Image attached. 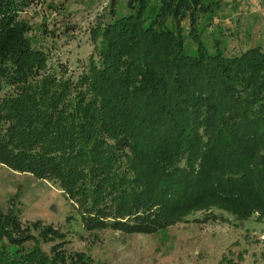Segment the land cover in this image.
<instances>
[{
  "label": "trees",
  "instance_id": "1",
  "mask_svg": "<svg viewBox=\"0 0 264 264\" xmlns=\"http://www.w3.org/2000/svg\"><path fill=\"white\" fill-rule=\"evenodd\" d=\"M36 1L0 0L1 165L55 185L88 230L264 219V47L204 39L223 0H108L76 72L33 47ZM32 226L0 212V264H91Z\"/></svg>",
  "mask_w": 264,
  "mask_h": 264
},
{
  "label": "rangeland",
  "instance_id": "2",
  "mask_svg": "<svg viewBox=\"0 0 264 264\" xmlns=\"http://www.w3.org/2000/svg\"><path fill=\"white\" fill-rule=\"evenodd\" d=\"M107 4L108 0H39L22 16L31 23L33 47L45 48L51 61H65L76 72L92 52L89 30L101 20ZM223 4L204 39L224 35L228 54L258 44L264 47V0H223ZM182 25L188 27L186 21ZM0 212L16 216L22 229H32L34 236L35 222L60 231L65 236V257L84 253L91 264H264V219L237 221L214 211L195 213L187 223L148 235L88 230L76 202L55 185L1 164ZM207 216L208 221H193ZM40 244L46 253L55 245Z\"/></svg>",
  "mask_w": 264,
  "mask_h": 264
}]
</instances>
